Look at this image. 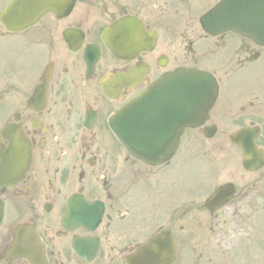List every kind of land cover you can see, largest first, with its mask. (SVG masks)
<instances>
[{
	"label": "flooded vegetation",
	"instance_id": "flooded-vegetation-1",
	"mask_svg": "<svg viewBox=\"0 0 264 264\" xmlns=\"http://www.w3.org/2000/svg\"><path fill=\"white\" fill-rule=\"evenodd\" d=\"M217 1L74 0L63 15L47 12L23 32L0 27V116L22 128L31 158L24 180L4 192L0 264H5L14 227L22 224L36 231L45 264H127L134 251L163 231H175V241L193 249L202 264L220 257L242 263L252 249L243 255L237 250L234 258L229 251L250 245L254 233H261L263 243L264 201L252 200L256 182L233 181L228 205L217 214L205 210L206 220L195 199L201 192L194 189L192 200L188 195L187 148H194L193 157L198 153L209 159L218 148L214 138L227 131V121L240 126L255 122V143L264 153V48L230 33L204 35L199 17ZM123 18L155 32L160 45L132 61L114 58L102 46L100 33ZM174 41L180 42L182 67L208 72L216 80L217 97L207 118L216 132L207 145L197 139L208 130L187 134L185 151L181 140L177 151L179 166L151 168L115 144L107 123L163 73L156 59L170 60ZM142 65L149 67L147 77L138 83V75L126 78ZM38 86L44 87L40 100L33 99ZM174 171L179 172L175 179ZM216 172L217 167L209 170ZM72 196L102 204L94 229L65 217L63 208ZM211 247L213 255L206 252ZM259 253L263 255V246L255 248L257 257Z\"/></svg>",
	"mask_w": 264,
	"mask_h": 264
},
{
	"label": "water",
	"instance_id": "water-1",
	"mask_svg": "<svg viewBox=\"0 0 264 264\" xmlns=\"http://www.w3.org/2000/svg\"><path fill=\"white\" fill-rule=\"evenodd\" d=\"M21 8V0H18L10 4L2 16L6 17L8 23L14 22L20 16H25ZM210 16L216 22L215 25L206 26L207 31L231 30L252 39L254 43L264 44V0H223ZM21 24L22 21L18 25ZM181 73L184 75H169L152 86L139 101L129 105L122 113L121 120L128 128L123 134L132 139L128 144L132 146L134 154H152L153 142L160 145L163 143L161 138L165 136L174 144L179 130L201 121L208 103L201 99L203 89L194 86L193 82L203 78L186 71ZM125 115L131 124L127 123ZM144 159L152 161L150 158ZM3 170L1 168L0 176L5 173Z\"/></svg>",
	"mask_w": 264,
	"mask_h": 264
},
{
	"label": "rangeland",
	"instance_id": "rangeland-1",
	"mask_svg": "<svg viewBox=\"0 0 264 264\" xmlns=\"http://www.w3.org/2000/svg\"><path fill=\"white\" fill-rule=\"evenodd\" d=\"M188 165H190V163H189ZM224 171L227 172V171H229V169H225ZM224 171H223V172H224ZM221 177H222V176H221ZM220 180L222 181V180H223V177H222V179H220ZM192 181H193V180H191V179L188 180V184H189V186H191ZM189 200H192V198L190 197Z\"/></svg>",
	"mask_w": 264,
	"mask_h": 264
}]
</instances>
